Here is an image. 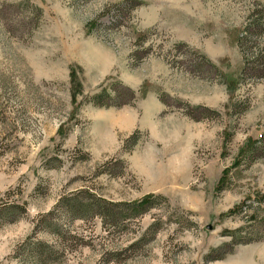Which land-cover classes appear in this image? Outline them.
Segmentation results:
<instances>
[{"label": "rangeland", "instance_id": "374dc122", "mask_svg": "<svg viewBox=\"0 0 264 264\" xmlns=\"http://www.w3.org/2000/svg\"><path fill=\"white\" fill-rule=\"evenodd\" d=\"M126 1L0 0V264H264V0Z\"/></svg>", "mask_w": 264, "mask_h": 264}, {"label": "trees", "instance_id": "16d2710c", "mask_svg": "<svg viewBox=\"0 0 264 264\" xmlns=\"http://www.w3.org/2000/svg\"><path fill=\"white\" fill-rule=\"evenodd\" d=\"M132 1L129 0V1H126L125 3L126 4L132 3ZM261 15L264 16V13H262ZM256 23H257V20H255L252 23H249L247 25V27L244 29L245 36H247L248 34H251L249 32V30H250V28H252V25L256 24ZM257 27L261 28L260 25H256L255 28H257ZM108 97H109V95L107 93H101V94L93 97L90 102L94 106H97V107H107L108 105L104 104V100H106ZM149 206L150 207L152 206L151 201H150V199H147L143 202L137 203V205H135V206L129 205L128 208H132V209H130L132 217H138L140 215H143L145 213V211L149 208ZM118 207H120V206H118Z\"/></svg>", "mask_w": 264, "mask_h": 264}]
</instances>
